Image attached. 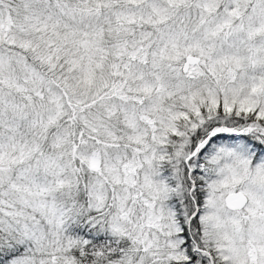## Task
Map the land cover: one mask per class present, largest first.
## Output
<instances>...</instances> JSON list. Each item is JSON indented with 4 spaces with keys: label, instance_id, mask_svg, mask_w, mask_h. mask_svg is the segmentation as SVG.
Segmentation results:
<instances>
[{
    "label": "snow or ice",
    "instance_id": "snow-or-ice-1",
    "mask_svg": "<svg viewBox=\"0 0 264 264\" xmlns=\"http://www.w3.org/2000/svg\"><path fill=\"white\" fill-rule=\"evenodd\" d=\"M0 264H264V0H0Z\"/></svg>",
    "mask_w": 264,
    "mask_h": 264
}]
</instances>
